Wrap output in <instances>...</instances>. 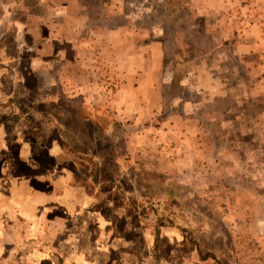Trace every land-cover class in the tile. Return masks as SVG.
Returning a JSON list of instances; mask_svg holds the SVG:
<instances>
[{
  "label": "rangeland",
  "instance_id": "obj_1",
  "mask_svg": "<svg viewBox=\"0 0 264 264\" xmlns=\"http://www.w3.org/2000/svg\"><path fill=\"white\" fill-rule=\"evenodd\" d=\"M123 74L159 94L142 137ZM68 233L128 236L114 264H264V0H0V264H66Z\"/></svg>",
  "mask_w": 264,
  "mask_h": 264
},
{
  "label": "crops",
  "instance_id": "obj_2",
  "mask_svg": "<svg viewBox=\"0 0 264 264\" xmlns=\"http://www.w3.org/2000/svg\"><path fill=\"white\" fill-rule=\"evenodd\" d=\"M140 78H142V75L140 74H123L121 79H124V81L115 95V97H118V99L114 100V105H113L116 115L123 116V118H126L125 120L127 122L125 123L127 124L128 129L130 128L135 129V132H131L132 134L130 138L133 137L132 136L133 134H134V137H142L143 131L140 126L141 124H147L146 121H150L149 119L145 120V118L150 116L151 114L152 115L157 114L158 111L160 110L159 94L157 90H154L155 86L153 85L154 83L153 78H150V81L146 84L148 86V90L144 92H141V91L144 90L143 87L145 83H141ZM147 86H146V89H147ZM147 92L155 93L154 99H153L154 101L152 100L151 102L152 106L151 108L149 107V109L146 106L147 103H145V98H144V96L147 95L146 94ZM188 113L189 112H185L182 118L185 121H187L186 123H190L191 119L193 122L195 117L187 115ZM153 145L148 144V146H151V147H153ZM130 149L133 150V156L134 154L135 155L139 154L138 157L140 158H137V159H143L145 157V155L142 154L143 148L140 144L134 145L132 142H130ZM176 155H171V156L167 154L165 155L166 163L169 166L173 165L174 163H178L182 161V159L179 157L180 154L178 155L176 153ZM145 161H152V159L149 158L148 160H145ZM16 192L19 194L21 193V190L18 188L16 189ZM22 192H25V191L23 190ZM27 192L30 193L28 190ZM22 194H25V193H22ZM49 194H52V202L49 200V202L52 205L51 204L50 205L52 207L57 206L56 188H54V190H50ZM24 200H25V197H24ZM86 201L84 200V198H82L79 203L77 202L76 205L71 206V207L76 210L83 209L87 205ZM7 202L12 203V199L8 200ZM19 204L20 202L18 201L17 204H15L16 207H18ZM68 209L71 210V208H68ZM76 214H79V213H76ZM21 215L23 214L21 213ZM96 221H97V224L98 223L100 224V226L103 224H108V222L105 220V217L102 216L101 214L98 215V218L96 219ZM66 230L68 229L66 228ZM99 231H100V228H99ZM72 234L74 233H70V234L68 233V235L66 234V241L68 242H65V245L67 246V248L65 251V255L63 256L64 262L66 264H114L113 258L116 259V255H120L121 250L131 252V254L134 255L133 253L134 250L129 251L132 248H130V246L128 245L129 244L128 236H106V234L105 236H93V237H90V239L87 240L84 245H82V244H79V238L83 240V236L81 237L72 236ZM149 246L147 248H149Z\"/></svg>",
  "mask_w": 264,
  "mask_h": 264
},
{
  "label": "trees",
  "instance_id": "obj_3",
  "mask_svg": "<svg viewBox=\"0 0 264 264\" xmlns=\"http://www.w3.org/2000/svg\"><path fill=\"white\" fill-rule=\"evenodd\" d=\"M206 255L210 256V254H206ZM206 255H204V256L206 257ZM204 256H203V258H205Z\"/></svg>",
  "mask_w": 264,
  "mask_h": 264
}]
</instances>
